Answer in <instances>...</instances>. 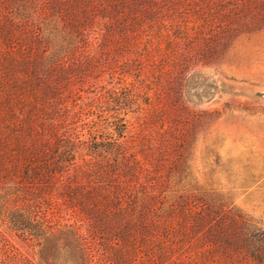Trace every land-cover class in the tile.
I'll use <instances>...</instances> for the list:
<instances>
[{
  "label": "rangeland",
  "instance_id": "rangeland-1",
  "mask_svg": "<svg viewBox=\"0 0 264 264\" xmlns=\"http://www.w3.org/2000/svg\"><path fill=\"white\" fill-rule=\"evenodd\" d=\"M48 1L0 0V13L24 49L13 75L27 78L22 61L38 60L45 82L33 129L60 165L37 198L51 220L91 233L110 255L118 230L107 209L66 193L119 179L140 207L148 192L161 198L164 220L178 218L170 205L194 201L228 213L239 235L264 231V0H158V14L121 30L97 7L89 23L76 0ZM63 244L54 264H71ZM13 254L44 264L37 241L0 217V264Z\"/></svg>",
  "mask_w": 264,
  "mask_h": 264
},
{
  "label": "trees",
  "instance_id": "trees-1",
  "mask_svg": "<svg viewBox=\"0 0 264 264\" xmlns=\"http://www.w3.org/2000/svg\"><path fill=\"white\" fill-rule=\"evenodd\" d=\"M50 1L60 7H70L72 3L69 0ZM74 4L82 5L89 23L94 18L93 9L99 8L118 30L135 27L141 16H154L162 8L157 6L158 0H76ZM161 24L158 22L159 26ZM70 26L74 28V24ZM12 27L16 25L0 13V217L19 236L37 241L44 264H54L52 251L59 237L64 239L63 245L70 252L71 264H241L243 261L264 264V231L245 225L239 235L234 218H230L233 223L230 226L223 221L222 216L229 217L228 213L213 212L194 201L170 205L169 212L176 213L178 218L164 220L159 212L161 198L153 191L148 192L147 204L140 207L119 179L111 186L104 184L95 188L78 184L74 191L69 188L66 193V197L73 198L72 192H77L80 201L102 203L98 206L107 209V215L118 230L113 235V247H108L110 255L92 246L91 233H82L75 224L59 225L51 220L37 198L43 195L42 189L50 184L55 174L54 169L48 167L60 165L48 163L44 143L33 129V117L44 110L37 92L45 82L38 75V60L22 61V64L32 65L27 78L13 75L11 69L19 67L15 56L24 49L16 42ZM32 134L36 138L28 139ZM146 213L149 218L145 217ZM236 217L242 222L240 216ZM3 245L10 248L7 242ZM173 248H176L174 253ZM9 264L30 262L15 254Z\"/></svg>",
  "mask_w": 264,
  "mask_h": 264
}]
</instances>
